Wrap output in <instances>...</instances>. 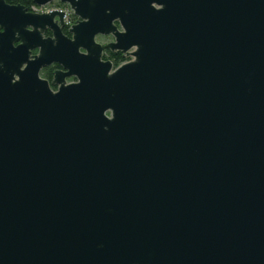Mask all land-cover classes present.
Wrapping results in <instances>:
<instances>
[{
    "label": "water",
    "instance_id": "95a60500",
    "mask_svg": "<svg viewBox=\"0 0 264 264\" xmlns=\"http://www.w3.org/2000/svg\"><path fill=\"white\" fill-rule=\"evenodd\" d=\"M61 1L0 0V264H264V0Z\"/></svg>",
    "mask_w": 264,
    "mask_h": 264
},
{
    "label": "flooded vegetation",
    "instance_id": "af4514ba",
    "mask_svg": "<svg viewBox=\"0 0 264 264\" xmlns=\"http://www.w3.org/2000/svg\"><path fill=\"white\" fill-rule=\"evenodd\" d=\"M6 3L10 6H24L27 13H35V14H48L53 11L59 10L65 13L64 16V24H61L59 21V17L56 16L52 19L47 20L43 23V25L38 26V30L41 32V35L44 39H55L56 29L60 28L62 33L68 37L72 38L73 35L70 33V30L74 25H77L80 22V18L75 15L74 10L68 3H64L61 0H54L45 5H37L33 0H6ZM118 28L121 30V26L119 23H116ZM27 30L32 31L33 27L28 26ZM95 41L102 46H106L115 41V37L110 35H97ZM21 42H15V46L19 45ZM84 52L83 50H81ZM31 55L33 58L40 54V48L32 49ZM134 59L130 54L124 53L119 50H113L110 48H106L103 51L102 60L110 61L112 63V71L121 67L122 65L132 61ZM63 70V67L58 63H52L43 67L40 71V78L49 82L50 88L53 92H57L59 90V85L54 84V79L57 71ZM78 80L75 77L66 78V83H76Z\"/></svg>",
    "mask_w": 264,
    "mask_h": 264
}]
</instances>
